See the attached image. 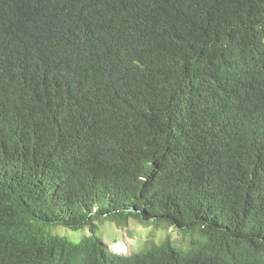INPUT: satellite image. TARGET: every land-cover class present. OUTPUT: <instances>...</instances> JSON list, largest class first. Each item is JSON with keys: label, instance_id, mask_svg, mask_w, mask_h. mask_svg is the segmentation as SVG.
<instances>
[{"label": "trees", "instance_id": "trees-1", "mask_svg": "<svg viewBox=\"0 0 264 264\" xmlns=\"http://www.w3.org/2000/svg\"><path fill=\"white\" fill-rule=\"evenodd\" d=\"M0 264H264V0H0Z\"/></svg>", "mask_w": 264, "mask_h": 264}, {"label": "rangeland", "instance_id": "rangeland-1", "mask_svg": "<svg viewBox=\"0 0 264 264\" xmlns=\"http://www.w3.org/2000/svg\"><path fill=\"white\" fill-rule=\"evenodd\" d=\"M96 235L101 237L111 253L129 255L144 249L145 241L148 237L162 240L165 236L176 239L177 233L171 229H160L140 226L134 222H128L125 228H119L114 223L99 221L96 223ZM51 233L65 237L71 242H78L84 236H90L89 228L71 231L65 228H54ZM175 245V244H174ZM177 246V245H175ZM178 247V246H177Z\"/></svg>", "mask_w": 264, "mask_h": 264}]
</instances>
